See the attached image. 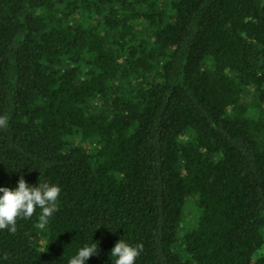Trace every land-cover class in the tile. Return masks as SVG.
I'll return each mask as SVG.
<instances>
[{"label":"trees","instance_id":"1","mask_svg":"<svg viewBox=\"0 0 264 264\" xmlns=\"http://www.w3.org/2000/svg\"><path fill=\"white\" fill-rule=\"evenodd\" d=\"M0 116V264H264V0H0Z\"/></svg>","mask_w":264,"mask_h":264},{"label":"clouds","instance_id":"2","mask_svg":"<svg viewBox=\"0 0 264 264\" xmlns=\"http://www.w3.org/2000/svg\"><path fill=\"white\" fill-rule=\"evenodd\" d=\"M6 124L7 118L0 116V127ZM60 191L57 184L46 181L28 185L22 176L14 188L0 187V229L6 228L9 232H14L17 218L30 217L37 208L40 209V224H46L57 210L56 201ZM96 249V242L83 244L68 259L67 264H86L90 256L96 255ZM141 250L142 245H131L119 239L110 250L112 264H135Z\"/></svg>","mask_w":264,"mask_h":264},{"label":"rangeland","instance_id":"3","mask_svg":"<svg viewBox=\"0 0 264 264\" xmlns=\"http://www.w3.org/2000/svg\"><path fill=\"white\" fill-rule=\"evenodd\" d=\"M193 204L191 203V200L190 201H188L187 202V208H186V210H185V212H184V214H183V216L186 218V220H189L190 218H192L193 217V215L194 214H190V212L192 211V206ZM191 210V211H190ZM193 213H194V210H193ZM184 226V225H183ZM183 226H181V228H180V232H181V230H183L184 229V227Z\"/></svg>","mask_w":264,"mask_h":264}]
</instances>
